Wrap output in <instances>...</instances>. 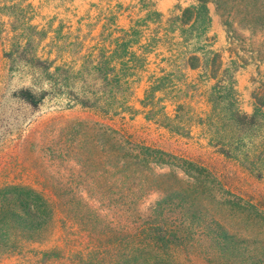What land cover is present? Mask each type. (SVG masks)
I'll return each mask as SVG.
<instances>
[{
    "label": "trees",
    "instance_id": "trees-1",
    "mask_svg": "<svg viewBox=\"0 0 264 264\" xmlns=\"http://www.w3.org/2000/svg\"><path fill=\"white\" fill-rule=\"evenodd\" d=\"M194 1L176 4L166 15L154 2L107 3L97 8L94 23H81L88 15L79 18L76 34L51 46V64L69 59L64 68L53 67L72 75L68 107L92 117L72 121L61 135L59 155L74 161L67 177L49 176L48 188L0 185V258L31 255L37 264H264V208L227 190L200 159L166 152L129 130L137 116L187 139L199 127L215 156L256 171L258 179L264 175V145L257 154L249 148L264 137V83L251 93L250 113L240 109L234 88L235 64L247 52L237 44L264 40V0ZM208 3L225 29L223 49H212L215 37L206 35ZM135 7L143 14L133 19ZM30 8L25 0H0V36L22 51L30 48L31 59L39 61L36 38L15 28L33 19ZM126 11L129 24L120 27L117 18ZM25 27L36 33V25ZM159 49L166 55L150 71L149 56L157 59ZM251 51L247 60H264ZM187 71H198L200 82H189ZM53 74L46 78L49 95L60 97ZM207 82L200 91L199 83ZM141 84L136 107L132 100ZM21 95L35 104L29 91ZM198 97L209 107L206 113L194 111ZM163 167L168 171L160 172ZM153 193L159 197L143 209ZM52 241L58 243L34 247Z\"/></svg>",
    "mask_w": 264,
    "mask_h": 264
},
{
    "label": "rangeland",
    "instance_id": "rangeland-1",
    "mask_svg": "<svg viewBox=\"0 0 264 264\" xmlns=\"http://www.w3.org/2000/svg\"><path fill=\"white\" fill-rule=\"evenodd\" d=\"M139 0H25L31 4V17L28 24L36 25L35 32L24 29L28 24H17L16 31L22 34H30L37 41V56L39 61L30 57V48L21 50L10 46L8 39L4 35L0 36V185L6 183H22L34 188H48L49 183L45 179L49 176L67 177L74 161L69 155L64 154L62 133L74 120H85L92 117L87 110L78 106L69 108L68 99L73 98L69 91V82L72 75H67L61 68L54 70L55 66H62L68 58L58 60L51 64L47 59H52L55 53L48 56L51 46L54 44L62 45L63 37L68 33L71 37L76 34L79 27V18L90 16L83 19L81 23H94L97 8L121 4L128 7L137 4ZM144 3L154 2L157 11L166 13L174 5L179 4L186 7L195 4L194 0H143ZM210 16V24L207 30L208 37H215L212 49H223L226 46L225 29L220 22L219 15L215 11L212 3L207 5ZM11 9H8L10 11ZM132 18H138L143 13L137 12V8H132ZM3 17V21H6ZM120 27H127L129 24L128 12H123L117 18ZM19 29V30H18ZM82 32L85 28L81 25ZM26 30V31H25ZM99 30V26L95 31ZM41 34V37L39 34ZM245 37L248 36L244 32ZM26 36V35H24ZM70 37V38H71ZM244 50L242 60L235 64L237 72L234 75V88L238 95L239 106L243 112L250 113L252 110L251 93L259 90L260 83H264V60H247L250 50L253 55L264 56V40L257 39L253 44L239 42L237 44ZM61 48V47H60ZM59 50H62L60 49ZM64 50V49H63ZM224 61L227 60V53H223ZM161 57V55H159ZM149 69L155 65L152 63L155 58L149 57ZM157 61V60H156ZM64 68V67H63ZM76 68V67H75ZM53 74L56 80V90L61 93L60 97H51L47 79ZM198 72H189L188 81H199ZM200 91L208 89L211 83H199ZM29 91L32 94L35 104L29 103L22 98V92ZM142 88H138L135 97H141ZM42 97V98H41ZM134 98V100H136ZM132 100V101H134ZM197 111H206L201 103V97L195 99ZM129 130L135 132L145 142L158 147L166 152L176 155L198 158L203 165H209L217 175V178L232 193L249 198L261 208H264V175L260 179L256 178V171L253 173L232 161L215 156L211 148L206 146L207 137L199 127L193 128L192 138L187 139L169 133L163 129L156 128L152 124H147L141 117H137L133 122H129ZM200 136V139H197ZM264 136V135H262ZM249 144L250 151L257 154L258 150L264 145V137L253 139ZM63 156V157H58ZM262 163L260 169L264 172V156H261ZM76 169V167L74 168ZM255 170V169H254ZM160 172H167L168 167H163ZM261 172V171H260ZM219 174V175H218ZM264 174V173H262ZM159 195L153 193L143 203L142 208L146 209L152 204ZM57 233L55 234V238ZM57 241L46 243L44 248L57 244ZM0 264H37L31 255L22 258H0Z\"/></svg>",
    "mask_w": 264,
    "mask_h": 264
},
{
    "label": "crops",
    "instance_id": "crops-1",
    "mask_svg": "<svg viewBox=\"0 0 264 264\" xmlns=\"http://www.w3.org/2000/svg\"><path fill=\"white\" fill-rule=\"evenodd\" d=\"M106 5H107V3H106ZM171 9H172V8H171ZM171 9H169V10H171ZM156 10H157V9H156ZM169 10H167V12L165 13V15L168 13ZM163 14H164V13H163ZM95 32H97V31H95ZM158 51H162V52H163V54H161V57H162L163 55H166V52H164L163 49H159ZM226 53H227V52H226ZM227 55H228V53H227ZM152 56H153V55H152ZM149 57H150V56H149ZM153 57H154V56H153ZM161 57L158 56V58L155 59V60L152 62V63H154V65H155V67H154L153 69H156V63L158 62L159 58H161ZM156 60H157V61H156ZM149 61H150V60H149ZM150 63H151V62H150ZM149 65H150V64H149ZM160 66H162V64H160ZM148 69H149V67H148ZM153 69H152V70H153ZM149 70H150V69H149ZM150 71H151V70H150ZM189 72H193V71H187V76H188V77H189V75H188ZM196 72H198V71H196ZM236 72H237V71H236ZM235 74H236V73H235ZM197 75H198V73H197ZM187 79H188V78H187ZM189 82H190V80H189ZM138 88H142V89H143L142 84L139 85V87H137L136 90H137ZM201 91H202V90H201ZM135 92H136V91H135ZM202 92H203V91H202ZM141 97H142V95H141ZM141 97H137V98H136V97H135V94H134V96H133V100H134V98L138 99V98H141ZM132 103H134L135 106L138 107V104L136 103L135 100L132 101ZM201 103H202L206 108L208 107V106L206 105V103L204 102L203 97H201ZM197 104H199V103H196V104H195V99H194V101L192 102V107H193L194 111L197 112V113H199V112H205V111H197ZM208 109H209V107H208ZM207 111H208V110H207ZM137 117H141V116H137ZM137 117H136V118H137ZM136 118H135V119H136ZM141 118H142V117H141ZM135 119H134V120H135ZM134 120H133V121H134ZM133 121H131V122H133Z\"/></svg>",
    "mask_w": 264,
    "mask_h": 264
}]
</instances>
